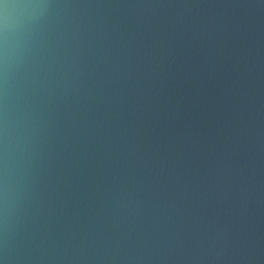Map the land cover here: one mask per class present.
I'll use <instances>...</instances> for the list:
<instances>
[{"label":"water","instance_id":"95a60500","mask_svg":"<svg viewBox=\"0 0 264 264\" xmlns=\"http://www.w3.org/2000/svg\"><path fill=\"white\" fill-rule=\"evenodd\" d=\"M0 264H264V0H0Z\"/></svg>","mask_w":264,"mask_h":264}]
</instances>
